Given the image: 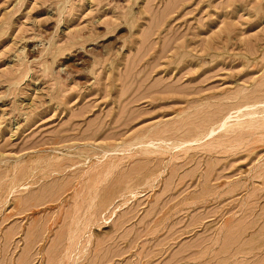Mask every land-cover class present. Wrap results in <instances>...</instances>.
<instances>
[{"label":"rangeland","instance_id":"rangeland-1","mask_svg":"<svg viewBox=\"0 0 264 264\" xmlns=\"http://www.w3.org/2000/svg\"><path fill=\"white\" fill-rule=\"evenodd\" d=\"M0 264H264V0H0Z\"/></svg>","mask_w":264,"mask_h":264}]
</instances>
